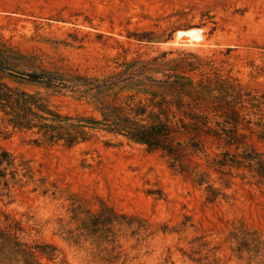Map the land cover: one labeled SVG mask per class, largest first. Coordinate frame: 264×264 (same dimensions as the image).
<instances>
[{"label":"rangeland","instance_id":"obj_1","mask_svg":"<svg viewBox=\"0 0 264 264\" xmlns=\"http://www.w3.org/2000/svg\"><path fill=\"white\" fill-rule=\"evenodd\" d=\"M2 62L45 75L0 71V230L38 264H264V0H0Z\"/></svg>","mask_w":264,"mask_h":264},{"label":"trees","instance_id":"obj_2","mask_svg":"<svg viewBox=\"0 0 264 264\" xmlns=\"http://www.w3.org/2000/svg\"><path fill=\"white\" fill-rule=\"evenodd\" d=\"M10 70L12 72H15L16 75H19L21 77H29L30 80L33 81H44L45 75H41L39 73H25L22 71H18L15 69H12L8 66L6 62L0 63V71ZM49 84H52V80L47 81ZM54 84V83H53ZM58 85V84H56ZM64 86V85H63ZM14 98L12 94L8 93L7 91H4L3 88L0 87V101L4 100L6 102H10L11 99ZM23 99V95H20V97H15V102H20V100ZM19 105V104H18ZM23 107L21 108V112L17 113V123L18 124H30L31 119L28 118L29 114H37L33 110L27 109V103L26 99H23L22 101ZM54 120L56 122H60L62 120H67L68 118L62 117L59 114L54 113ZM47 119L46 117H44ZM42 128H47L45 133L50 134V139H53L56 136H59V138H63L65 135L64 133L58 132L55 134L54 129L57 128V126H52L49 124H45L42 126ZM119 130V129H118ZM166 128L160 126H140L135 130H129L127 131V135L131 137L132 139L146 143L151 148H163L167 149L170 154L180 155V151L177 147L167 143L166 139ZM67 141L69 143H73L75 141V136L71 133H68ZM16 170L14 169L13 161L9 157V154L7 152H2L0 155V185L3 183L4 185H7L8 183V175H11L12 177H15ZM17 236L11 237L7 236L4 232L0 230V252L4 251L5 249H8L12 252L17 253H23L26 257V261L28 264H38L34 259V254L31 249H28L26 247H23V244L17 240Z\"/></svg>","mask_w":264,"mask_h":264},{"label":"bare ground","instance_id":"obj_3","mask_svg":"<svg viewBox=\"0 0 264 264\" xmlns=\"http://www.w3.org/2000/svg\"><path fill=\"white\" fill-rule=\"evenodd\" d=\"M183 35H187L190 41L191 40L200 41L203 38L201 28L184 29V30H179L177 32V37H182Z\"/></svg>","mask_w":264,"mask_h":264}]
</instances>
